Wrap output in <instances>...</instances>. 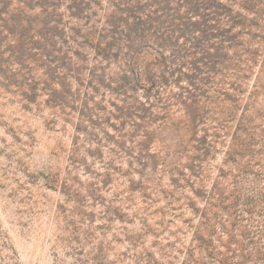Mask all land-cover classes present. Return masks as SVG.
I'll list each match as a JSON object with an SVG mask.
<instances>
[{
	"label": "rangeland",
	"instance_id": "obj_1",
	"mask_svg": "<svg viewBox=\"0 0 264 264\" xmlns=\"http://www.w3.org/2000/svg\"><path fill=\"white\" fill-rule=\"evenodd\" d=\"M2 1L0 264L236 260L264 231V0H81L80 17L71 0L56 15ZM112 19L117 45L136 27V79L124 44L96 51ZM42 22L58 52L10 32ZM162 22L185 23L197 44L177 32L160 47ZM174 48L184 67L168 63V85L149 95Z\"/></svg>",
	"mask_w": 264,
	"mask_h": 264
},
{
	"label": "trees",
	"instance_id": "obj_2",
	"mask_svg": "<svg viewBox=\"0 0 264 264\" xmlns=\"http://www.w3.org/2000/svg\"><path fill=\"white\" fill-rule=\"evenodd\" d=\"M10 1V0H8ZM20 2H22L24 4V7L27 8V10H32L35 6H39L41 8L42 13H45L47 15H56V13H54L53 11H49V8L55 9L58 7V3L61 2L62 0H19ZM32 1H36V3L32 2ZM186 1V0H184ZM3 4H6V1L3 0L2 1ZM188 4V3H187ZM82 5V1H78V0H71V4L69 5V9L71 11V14L73 16H78L80 17L81 14V7ZM204 5H208L211 6L210 2L204 3ZM194 7H188V11L189 13H193L195 14V9H193ZM213 8H217V7H213ZM219 9V8H218ZM2 11V9H1ZM33 12V11H32ZM216 13V12H214ZM36 18V17H34ZM34 18H32L31 16H28L27 21L30 24L35 23L36 21H34ZM45 18H48L45 17ZM138 20H140V17H137ZM151 21H154L151 17L149 18ZM178 19L180 21H182V17H178ZM51 22V21H50ZM49 22V23H50ZM55 23H59V20L57 19V21H54ZM111 22V28L110 29H102V31H100V36L102 38V40H104V47H100V44L97 45L96 51L98 54H102L103 56H107V53L110 52L111 49H113L114 46H116L118 43L117 42V35H119V32H117V29L119 30V27H116L117 21H113V19L110 21ZM159 23V26L162 28L163 24ZM37 27L35 29H33V27L30 28L29 31H10V32H16L18 33L19 37H25L28 34L31 33V35H28L29 40L32 41L34 38L38 37L40 39V41H43L45 44H43L44 46H46V44H48L51 47V51L52 52H58V49H56V43L53 40L55 37H58L59 35L57 33H52L48 28V23H36ZM125 24H128L127 22ZM164 28V33L161 32V30H158L156 28L155 29V40L157 42V44L164 48L165 46L163 44L167 43V42H172V39H169V37L172 35H174L175 33H179L180 36H184L186 37V40L188 42H190L191 44H197L196 39L193 37L192 39H194V41H191L189 39V32H190V28H186L185 27V23H182L181 25H175V24H169ZM11 30V29H10ZM34 30V31H31ZM136 31V27L134 28L131 25H128V33L125 35V39L126 42L123 43L125 47H127V51H124V55L128 58V69L126 71V73H130L132 74L133 79L137 78V71H136V61L134 59L135 55L137 54L139 48L134 47V41L131 40V33L130 32H135ZM165 31H168V35L165 36ZM75 36L74 35H70L68 36V39H71L73 42H77L78 44H82V43H87L89 41V34H91L93 32V29L91 31H89L87 33V36H83L81 37L80 34V30H75ZM192 32V31H191ZM123 34V31L121 32ZM200 33L202 34L201 37H205V34L207 33L206 30H200ZM124 36V35H123ZM74 37V38H73ZM78 37L83 38V40L81 41V43L78 41ZM120 39V37H118ZM45 40L47 41V43L45 42ZM122 40V39H120ZM102 44V43H101ZM123 44H119L117 45L118 49H122ZM173 44V43H171ZM42 44L39 45L38 47H35V49L37 50H46V47L41 48ZM194 47H198V45H195ZM177 48V47H176ZM176 48H174V53H173V57L171 59H166L165 55L160 53V63L163 64L164 66V73L161 74L160 77H150V85L148 86V93L149 95H152L153 89L154 87H159L162 88V86H167L168 85V77L166 76V72L169 74H173L175 72L176 69H172V66H169L168 63H172L174 64L176 62V65L180 66V67H184L185 64V55L182 54V51H178ZM46 56L49 57L51 56L48 52L46 51ZM114 56V55H112ZM52 61L54 56L52 55ZM175 61V62H174ZM196 65L191 63L189 67H191V70H195L197 69V67H195ZM171 70V71H170ZM180 71V70H179ZM127 76L125 75L124 77H122V80L124 82H126V85L128 84L127 81ZM131 88H134V85L131 84L130 85ZM147 87V86H144ZM166 88V87H165ZM164 90V88H163ZM158 91L160 92L161 89H158ZM62 105V103H61ZM246 242L243 244V246L240 248V250L238 252H234L232 255L235 256L236 260L233 259V261H229L228 264H264V231H250L248 233V235L245 238Z\"/></svg>",
	"mask_w": 264,
	"mask_h": 264
}]
</instances>
